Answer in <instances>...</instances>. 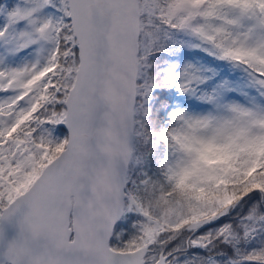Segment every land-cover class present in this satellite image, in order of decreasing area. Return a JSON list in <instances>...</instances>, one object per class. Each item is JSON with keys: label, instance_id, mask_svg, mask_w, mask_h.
I'll list each match as a JSON object with an SVG mask.
<instances>
[{"label": "snow or ice", "instance_id": "snow-or-ice-1", "mask_svg": "<svg viewBox=\"0 0 264 264\" xmlns=\"http://www.w3.org/2000/svg\"><path fill=\"white\" fill-rule=\"evenodd\" d=\"M0 264H264V0H0Z\"/></svg>", "mask_w": 264, "mask_h": 264}]
</instances>
